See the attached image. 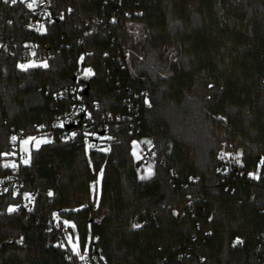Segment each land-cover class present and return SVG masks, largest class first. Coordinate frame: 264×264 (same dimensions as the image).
Returning a JSON list of instances; mask_svg holds the SVG:
<instances>
[{"label":"trees","instance_id":"obj_1","mask_svg":"<svg viewBox=\"0 0 264 264\" xmlns=\"http://www.w3.org/2000/svg\"><path fill=\"white\" fill-rule=\"evenodd\" d=\"M50 3L70 12L38 33L25 26L21 4L0 0V43L8 49L0 46V159L10 127L35 133L33 123L47 125L54 100L46 90L71 84L75 69L89 66L88 103L116 112L129 86L138 93L137 134L149 136L155 160L146 176L124 123L109 128L107 152L91 151L92 166L80 134L69 140L55 134L32 147L21 173L36 190L34 208L16 213L6 210L15 198L1 200L0 264H72L55 243L58 233L46 227L54 211L82 203L88 207L69 214L80 236L90 223L95 252L108 264H264L256 248L264 172L223 181L215 171L223 141L241 148L245 171L264 167L257 165L264 156V0ZM109 17L78 41L85 22ZM25 41L51 52L44 64L20 63ZM119 49L128 52L124 68L113 58ZM98 169L92 209L90 179ZM188 197L176 216L172 207ZM134 218L143 225L135 227ZM19 234L24 244L2 243Z\"/></svg>","mask_w":264,"mask_h":264},{"label":"built area","instance_id":"obj_2","mask_svg":"<svg viewBox=\"0 0 264 264\" xmlns=\"http://www.w3.org/2000/svg\"><path fill=\"white\" fill-rule=\"evenodd\" d=\"M9 1L11 2V0ZM16 3L21 4L27 12L25 26L38 33L44 32L47 24H51L56 19L63 18L66 13L70 12V9L52 10L50 0H17ZM29 4L32 5L31 8L28 7ZM123 12L129 13L128 10H123ZM112 20V17L105 20L104 18H94L93 20L85 22L78 41H82L83 36L95 32L101 23L102 26H105L109 22H112ZM0 46L5 52L8 51L6 44L0 43ZM23 47L24 52L20 61L23 66H29V61H44L51 55V52L48 50L40 51L39 43L37 42L25 41ZM113 58L124 68V60L128 58V52L119 49ZM79 61L81 62V59ZM74 73V79L71 84L54 91L46 90L54 100V106L50 112L47 125L33 123L32 127L36 129L35 133H27L23 129L10 127L9 150L4 152L0 159V206L3 198H15V200L7 203L6 210L8 211L13 209V212L24 213L26 215L33 211L36 190L26 186L21 168L29 162L30 150L32 148L33 138L35 137L45 136V142H53L55 134L61 140H69L80 134L82 142L84 143L85 133L102 136L99 135L100 131L103 130L104 134H106L112 125L115 126L124 123L128 127V133L132 135L131 144L132 148L136 150L137 164L139 167L143 168L155 160V151L151 142L145 141V134H137L140 120L139 105L136 102L138 93L133 92L129 86L128 93L122 103L123 109L121 111L111 112L108 109L101 108L100 104L96 101L91 103L87 102L86 96L89 94V91L85 94L84 90L87 86L85 79L91 74L90 67L84 66L83 69L77 68ZM25 142L29 143V153L23 148ZM222 148L227 153V157H225L226 155L219 157L220 163L217 165L215 171L221 176L223 181H227L236 176L240 177L244 174L249 179H258L260 174L264 172V167H262L258 174L252 170L245 171L244 155L241 150L233 148L226 141L222 142ZM263 162L264 156H260L257 165L262 166ZM193 181L194 178L191 177L188 184ZM228 186L229 184L226 185V188ZM190 200H192V197H188L186 201L182 202L183 204L181 203L176 210V216L179 217L181 215ZM46 230H55L58 233L55 243L66 249L67 258L72 264H85L86 261L91 259L88 254L84 255L71 251L68 248L65 234L69 229L60 221L53 218L52 222L47 225ZM258 239L259 242L256 248L261 253V259L264 260V229L259 233ZM2 243L21 245L24 244V236L22 234L8 236ZM239 243V240H234V244ZM199 259H202V257H199Z\"/></svg>","mask_w":264,"mask_h":264},{"label":"rangeland","instance_id":"obj_3","mask_svg":"<svg viewBox=\"0 0 264 264\" xmlns=\"http://www.w3.org/2000/svg\"><path fill=\"white\" fill-rule=\"evenodd\" d=\"M44 63L45 61L43 60L42 61H29L30 65L44 64ZM94 139L98 140L96 144L93 141ZM111 139H112V136L109 133H106L102 136H98L96 134L90 135L89 133H85L84 152L91 166H92L91 151L97 150L101 152H107L109 150V142ZM144 139L145 141L151 142L148 135H145ZM45 141H46L45 136L35 137L33 138L32 147L36 148ZM28 144H29L28 142H25L23 144V148L25 149L27 153H29L28 150H30V147ZM236 149L241 150V148H236ZM133 150L136 153V150L135 149ZM223 152H224L223 148H221L219 152V157H221V155L223 156L226 155L225 157H227V153L226 152L223 153ZM143 169H144L143 171L145 172L146 176L151 175L152 163L143 167ZM101 176H102V170L98 169L97 172L90 179V196H91L90 199L92 201V209H96L98 206ZM252 195L253 193L250 194L251 197ZM179 206L172 207V210H174L175 214ZM87 207H88L87 203H82L74 207L65 208L63 209L64 212L54 211L52 214V217L55 220L60 221L64 226L68 227L69 231L65 234V239L68 244V248L74 252L82 253L84 255H87V254L90 255L91 259L89 261H86L85 264H108L106 259L104 258V256L99 250H97V253L95 252V247L92 245V243L95 242L97 237L95 234L92 233L90 223L88 222L85 223L83 231H82V236H80L76 222L74 218L69 214L70 212H78V211L84 210ZM133 222H134L133 223L134 226L139 225V227H141L143 225L142 222L136 221L135 218Z\"/></svg>","mask_w":264,"mask_h":264},{"label":"water","instance_id":"obj_4","mask_svg":"<svg viewBox=\"0 0 264 264\" xmlns=\"http://www.w3.org/2000/svg\"><path fill=\"white\" fill-rule=\"evenodd\" d=\"M73 79H74V78H73ZM84 93H85V94L88 93V85L86 86V88H85V90H84ZM68 127H70V126H68ZM103 134H104V131H103V130L99 132V135H103ZM93 141L96 142L97 139H94Z\"/></svg>","mask_w":264,"mask_h":264},{"label":"snow or ice","instance_id":"obj_5","mask_svg":"<svg viewBox=\"0 0 264 264\" xmlns=\"http://www.w3.org/2000/svg\"><path fill=\"white\" fill-rule=\"evenodd\" d=\"M5 2H7V0H5ZM11 2H12L13 4H15V3L17 2V0H11ZM28 7L31 8L32 5L29 4ZM13 139H15V138H13ZM25 163H27V161H25ZM10 211H13V209H10ZM135 227H139V225H135Z\"/></svg>","mask_w":264,"mask_h":264}]
</instances>
